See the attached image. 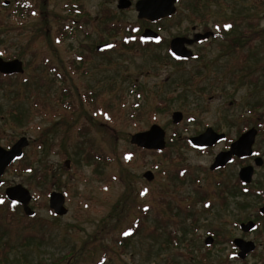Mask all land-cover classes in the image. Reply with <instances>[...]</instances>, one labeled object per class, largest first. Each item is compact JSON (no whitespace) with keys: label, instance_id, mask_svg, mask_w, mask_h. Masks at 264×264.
Returning a JSON list of instances; mask_svg holds the SVG:
<instances>
[{"label":"rangeland","instance_id":"obj_1","mask_svg":"<svg viewBox=\"0 0 264 264\" xmlns=\"http://www.w3.org/2000/svg\"><path fill=\"white\" fill-rule=\"evenodd\" d=\"M131 1L120 11L117 0H0V53L24 68L0 77V145L29 141L0 193L25 187L35 212L0 205V264H264L263 231L238 229L258 200L239 197L234 166L208 170L223 144L202 152L188 143L207 127L233 137L241 117L254 123L264 0H180L173 19L150 27L160 45L138 43L144 25ZM228 25L224 38L191 47L193 60L168 57L173 37ZM153 124L164 150L129 143ZM51 192L64 195L66 215L49 209ZM236 237L257 245L243 261Z\"/></svg>","mask_w":264,"mask_h":264},{"label":"flooded vegetation","instance_id":"obj_2","mask_svg":"<svg viewBox=\"0 0 264 264\" xmlns=\"http://www.w3.org/2000/svg\"><path fill=\"white\" fill-rule=\"evenodd\" d=\"M126 1L130 2V6L126 9H119L118 5L120 3V0H117V5H116L117 10L124 11V10L130 9L132 7V1L131 0H126ZM138 1H140V0H136L134 5H133L134 10H135V4ZM212 1L213 0H209V2H212ZM179 2H180V0H176V2L174 3L175 13L172 16L167 17V18H163V19H160L157 21H153V22H150V21L144 20V19H138V17H137L138 14L135 10V12L137 14V16H136L137 19L141 23H143V25H144L143 26L144 28L139 27L134 31L135 34L140 33L139 37H138L139 38L138 43L143 44V45H150V44L160 45L161 43H164L165 41L160 36V34L158 32L151 30L150 27L152 25H156V24L159 25L160 23H162L164 21L173 19V17H175L177 15V5L179 4ZM209 2L207 0L206 5H208ZM2 5L4 8L8 9L10 4L8 1H4ZM263 19H264V15H263ZM141 28H142V30H141ZM230 28H231V26L228 25V26H223L222 29H218L216 32H213L210 30H205V31L200 32V31H198L197 26L196 27L194 26L191 28L192 33H191L190 37L177 35V36L173 37L172 39H170L169 43H166L167 44L166 51H167L168 57H170L173 60V62L177 65H179L185 61H188V60H193L197 56L194 55L193 52L190 50L191 47L193 48L195 46H202V45L205 46V45L209 44L210 42H212L216 39L224 38L223 35L226 34V32H228V30ZM145 30L153 31L154 33L157 34L158 38L157 39L143 38L142 34L144 33ZM205 35H206V37H204L203 39L200 37V36H205ZM174 39H183L184 40L183 47L186 51L189 52V54H190L189 58L184 59L182 57H179L175 52H173V50L171 48V42ZM100 46H97V47H100ZM97 47L95 49L96 52H102V51L109 50L112 46L108 49H104L101 51H97ZM0 58L3 59L4 61L14 60V58L5 59V56L3 55V53H0ZM240 58L243 59V56L240 55ZM240 70H241V72H243L244 68H240ZM11 76H17V75L16 74H14V75H2V74H0V77H2V78H9ZM241 79H243V78H241ZM241 81L242 80H240V82ZM250 82L252 83V85H249L252 88L251 93L254 92L253 95H250V96L255 98L254 101L257 102V105L255 106V111H254L255 113L252 114L251 110H249L250 111L249 113L251 115H253V118H254L253 122L254 123L248 124V121L243 119V117H241L242 125H241L240 129L238 130V133L233 137H231L225 133L215 131L211 127H207V128L212 129L217 134L224 135V139L221 142H218V143L214 144L213 146L207 147V148H200L199 149V148H194L190 145L192 149L204 152V151H207L209 149L213 150L219 144H223L222 149L218 152V154H216L214 156L212 163L209 166L208 170L211 173H217L218 174L220 172L227 171L228 168L234 166L236 169L235 173H234L235 174V176H234L235 182L240 187L239 192H238L239 197L248 198V196H249V197L256 198L258 200L257 202H255L256 206H254V211H255L256 216L255 217L252 216L251 219L247 220L245 223H240V225L238 226L239 231L243 234H246L247 236L250 233H252L253 231H256L258 229L263 231L260 233H264V230H263L264 229V105H263V102H264V81H260V83H259V81L256 78V79H250L249 83ZM171 122H172V120H171ZM172 124H173V122H172ZM173 125H176V124H173ZM252 130L255 132V137H254V141L250 147V153L249 154H247V152H246L247 150H246L245 145L243 147H241L240 150H237V147L233 148L234 144L237 143V141L240 139L241 136L247 134L248 132H250ZM196 136H198V135H196ZM193 137H195V136H193ZM21 138H23V137H20L19 139H17L12 144L11 143L5 144L4 147H6V148H3V146H1V145H0V147H2L5 150H8L11 147H13ZM28 145H29V141H28V144L25 148H27ZM25 148L23 149L22 156L19 159H17L16 161L12 162L6 168V170L11 165H13L15 162L22 159ZM222 153L226 154V158H227L228 162H226L224 165H222L220 167H217V168L211 170V166L214 164L215 159L217 158V156L219 154H222ZM6 170L4 171L3 175L0 177V188H2L3 185L5 184V181L2 179V177L4 176ZM31 172H33L32 169H31ZM7 188H9V186L5 187V189L3 190V193H0V200H2L3 203L6 201L5 200L6 199L5 198V191ZM32 199L33 198H31V201H32ZM0 205H2V203H0ZM9 205H11L12 207H14L16 209L20 208L22 210L20 205H17L16 203H10L9 202ZM248 223L251 224V228L249 230H244L241 226L246 225ZM206 238H208V237H206ZM236 239L241 240L245 243H251L254 246V249L251 252H249L245 256L244 259H241L238 257L239 249L234 244V240H236ZM234 240H232V244H233V249L236 250L235 255L238 259H240L242 261L245 260L247 257H249L252 253H254V251L257 248V245L253 241L245 240L241 237H238V238L236 237ZM204 244H205V241H204ZM205 246H207V245H205Z\"/></svg>","mask_w":264,"mask_h":264},{"label":"water","instance_id":"obj_3","mask_svg":"<svg viewBox=\"0 0 264 264\" xmlns=\"http://www.w3.org/2000/svg\"><path fill=\"white\" fill-rule=\"evenodd\" d=\"M176 0H140L135 4V10L138 14V19L148 20L150 22L157 21L163 18L172 16L175 13L174 3ZM130 6V2L126 0H120L118 5L119 9H126ZM143 38L157 39L158 36L151 30H145L142 34ZM202 39L205 36H200ZM183 39H174L171 42V48L179 57L184 59L189 58L190 54L183 47ZM110 45H103L97 47V51L108 49ZM23 64L20 60L14 59L10 61H4L0 58V74L2 75H14L22 74ZM182 119V115L179 112L172 114L173 124H178ZM255 132L252 130L247 134L240 137L233 148L237 147L240 150L245 145L247 154L250 153V147L254 141ZM224 139V135L215 133L212 129L207 128L203 133L198 136L190 137L188 143L194 148H207L214 144L221 142ZM129 143L136 148L160 152L165 149V131L156 124L149 127L148 130L138 132L130 137ZM27 138H21L13 147L8 150L0 147V177L3 175L6 168L14 161L22 156L23 149L27 146ZM227 161L226 154L222 153L217 156L214 164L211 166V170L224 165ZM143 177L147 181L153 179V175L150 172L144 173ZM6 198L9 201L16 202L22 207L23 214L27 217H34L35 212L29 207L31 201L30 192L21 185H15L9 187L5 191ZM64 195L58 192H51L48 199L49 209L55 216H64L67 214L65 208ZM244 230H249L251 224L241 226ZM212 243L211 237L206 238L205 245ZM235 246L239 249L238 257L244 259L245 256L254 249L251 243H245L241 240H234Z\"/></svg>","mask_w":264,"mask_h":264},{"label":"snow or ice","instance_id":"obj_4","mask_svg":"<svg viewBox=\"0 0 264 264\" xmlns=\"http://www.w3.org/2000/svg\"><path fill=\"white\" fill-rule=\"evenodd\" d=\"M0 203H3V201H2V200H0Z\"/></svg>","mask_w":264,"mask_h":264}]
</instances>
